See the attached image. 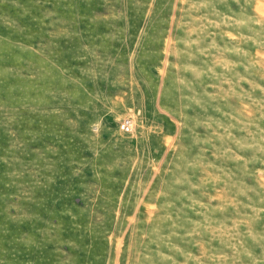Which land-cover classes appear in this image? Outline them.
Returning a JSON list of instances; mask_svg holds the SVG:
<instances>
[{
  "label": "rangeland",
  "instance_id": "1",
  "mask_svg": "<svg viewBox=\"0 0 264 264\" xmlns=\"http://www.w3.org/2000/svg\"><path fill=\"white\" fill-rule=\"evenodd\" d=\"M0 264H264V0H0Z\"/></svg>",
  "mask_w": 264,
  "mask_h": 264
},
{
  "label": "built area",
  "instance_id": "2",
  "mask_svg": "<svg viewBox=\"0 0 264 264\" xmlns=\"http://www.w3.org/2000/svg\"><path fill=\"white\" fill-rule=\"evenodd\" d=\"M134 120L130 117H127L125 119L122 120L121 122V129L125 132H132L135 128L134 126Z\"/></svg>",
  "mask_w": 264,
  "mask_h": 264
}]
</instances>
